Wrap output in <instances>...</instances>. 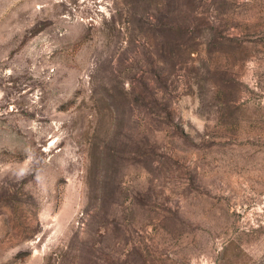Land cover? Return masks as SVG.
Listing matches in <instances>:
<instances>
[{
    "label": "rangeland",
    "instance_id": "rangeland-1",
    "mask_svg": "<svg viewBox=\"0 0 264 264\" xmlns=\"http://www.w3.org/2000/svg\"><path fill=\"white\" fill-rule=\"evenodd\" d=\"M0 264H264V0H0Z\"/></svg>",
    "mask_w": 264,
    "mask_h": 264
}]
</instances>
